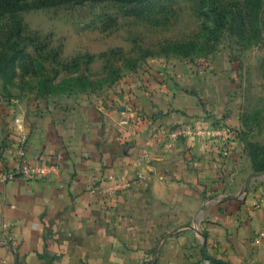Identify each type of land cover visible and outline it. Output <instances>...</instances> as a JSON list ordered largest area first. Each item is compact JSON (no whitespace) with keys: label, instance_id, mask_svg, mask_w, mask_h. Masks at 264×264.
Listing matches in <instances>:
<instances>
[{"label":"crops","instance_id":"crops-1","mask_svg":"<svg viewBox=\"0 0 264 264\" xmlns=\"http://www.w3.org/2000/svg\"><path fill=\"white\" fill-rule=\"evenodd\" d=\"M112 99L0 102V264H264V179L241 133L236 66L150 64ZM17 104V105H16ZM18 120V121H17ZM183 125L228 129L209 138L159 136ZM11 130L10 133L6 130ZM45 177L19 173L20 137ZM262 203L258 208L257 205Z\"/></svg>","mask_w":264,"mask_h":264},{"label":"rangeland","instance_id":"rangeland-1","mask_svg":"<svg viewBox=\"0 0 264 264\" xmlns=\"http://www.w3.org/2000/svg\"><path fill=\"white\" fill-rule=\"evenodd\" d=\"M247 6V0H89L5 14L0 102L112 99L129 81L142 80L151 63L228 58L239 76L247 161L253 172L264 171V0L256 19Z\"/></svg>","mask_w":264,"mask_h":264},{"label":"built area","instance_id":"built-area-1","mask_svg":"<svg viewBox=\"0 0 264 264\" xmlns=\"http://www.w3.org/2000/svg\"><path fill=\"white\" fill-rule=\"evenodd\" d=\"M18 121V120H17ZM228 129H204L193 125H183L173 130L160 129L158 131L159 136H169L171 138L182 137H202L208 136L209 138L218 137L220 135H229ZM26 143L27 138L25 136L20 137L19 147L17 151L18 158L20 159L19 173L24 178L32 177H45L48 176L52 171L57 169L56 164H42L38 161L30 163L26 156ZM2 179L12 178V174L1 173ZM262 203H259V208ZM264 204V202H263Z\"/></svg>","mask_w":264,"mask_h":264},{"label":"trees","instance_id":"trees-1","mask_svg":"<svg viewBox=\"0 0 264 264\" xmlns=\"http://www.w3.org/2000/svg\"><path fill=\"white\" fill-rule=\"evenodd\" d=\"M89 0H0V16H3L5 14H15L19 11H21L23 8H42V7H51L55 6L61 3L66 2H86ZM260 1L261 0H247V8H248V16L250 18L256 19L260 10ZM210 61V60H209ZM231 132V131H230ZM241 136L242 141L244 142L245 150L247 148V142L242 135V133H239ZM256 173H263L264 171H255Z\"/></svg>","mask_w":264,"mask_h":264},{"label":"water","instance_id":"water-1","mask_svg":"<svg viewBox=\"0 0 264 264\" xmlns=\"http://www.w3.org/2000/svg\"><path fill=\"white\" fill-rule=\"evenodd\" d=\"M256 179H264V173H253L251 174L248 179L246 180L245 183V191H248L250 184L252 183V181L256 180ZM207 207V205H203L202 207V211L205 210V208ZM201 212L197 215V217L195 218L194 224L193 225H187V226H183L180 227L178 229H175L173 231H171L170 233H167L164 237H162V239L160 240V242L157 245L156 248V256L158 255L160 248L162 246V244L170 237L178 235L186 230H192L196 233V235L199 237L200 239V245H201V253L202 256L205 260L214 263V264H229L223 260H219L216 259L215 257L209 255L208 250H207V238L206 235L201 231V229L196 225L197 221H199L200 217H201Z\"/></svg>","mask_w":264,"mask_h":264}]
</instances>
